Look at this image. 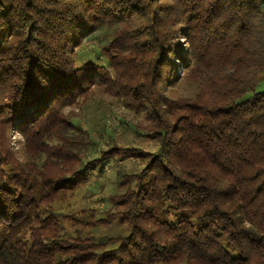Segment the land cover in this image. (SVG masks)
<instances>
[{
	"label": "trees",
	"instance_id": "1",
	"mask_svg": "<svg viewBox=\"0 0 264 264\" xmlns=\"http://www.w3.org/2000/svg\"><path fill=\"white\" fill-rule=\"evenodd\" d=\"M181 263L264 264V0H0V264Z\"/></svg>",
	"mask_w": 264,
	"mask_h": 264
},
{
	"label": "rangeland",
	"instance_id": "2",
	"mask_svg": "<svg viewBox=\"0 0 264 264\" xmlns=\"http://www.w3.org/2000/svg\"><path fill=\"white\" fill-rule=\"evenodd\" d=\"M99 39L98 42H103V33L100 31L96 34ZM105 100L107 102H110L111 105L113 106L111 108V110L115 113L114 115L117 117V115H126V110L122 107L116 106V102L113 100V97L110 96H105L104 97ZM107 106V105H106ZM114 109V110H113ZM75 111L78 112V108H75ZM130 117V115H128ZM115 118H111L110 121H114ZM10 145L13 149L14 152H20V154H22L23 148H24V144H23V136L20 132L17 131H12L11 135H10ZM130 163H134V162H130ZM129 164V163H128ZM130 165V164H129ZM114 170L110 168V165H106L105 167V172L103 174H98V173H94L93 177H92V188H96L98 185H100L102 187L101 190L99 189H95L97 190L96 193H98L100 191L99 194H97V198L98 200L100 199L101 196L106 195V194H110L113 192L114 190V185H113V181H114ZM95 185V186H94ZM77 205L80 207L82 205H94L97 204V202H89L86 203L82 200L77 201ZM92 232L95 235H99V236H128L131 232V229L129 228V226L127 224H123L121 223L119 220L115 221L112 224H102L97 226L96 228H94L92 230ZM181 264H185V263H181Z\"/></svg>",
	"mask_w": 264,
	"mask_h": 264
}]
</instances>
